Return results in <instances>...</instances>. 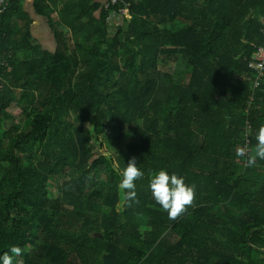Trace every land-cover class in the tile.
I'll use <instances>...</instances> for the list:
<instances>
[{
  "label": "trees",
  "instance_id": "trees-1",
  "mask_svg": "<svg viewBox=\"0 0 264 264\" xmlns=\"http://www.w3.org/2000/svg\"><path fill=\"white\" fill-rule=\"evenodd\" d=\"M125 1L130 20L112 27L104 0H33L54 49L35 43L19 0L0 12V254L20 247L14 264H264V160L248 167L236 155L264 0ZM253 95L251 152L264 82ZM106 135L119 155L106 154ZM133 158L145 173L138 203L119 188ZM161 168L195 185L175 220L148 191Z\"/></svg>",
  "mask_w": 264,
  "mask_h": 264
},
{
  "label": "clouds",
  "instance_id": "clouds-1",
  "mask_svg": "<svg viewBox=\"0 0 264 264\" xmlns=\"http://www.w3.org/2000/svg\"><path fill=\"white\" fill-rule=\"evenodd\" d=\"M256 145L252 152L245 153L238 150L236 155L244 157L247 155V166L253 167L257 160H264V125H260L255 133ZM122 179L119 188L124 190L127 201L138 203L136 192V181L144 178L145 173L136 164L135 158L130 160L122 170ZM148 191L157 205L165 211L170 220L177 219L186 212L195 198V185L185 183L184 177L177 173H170L161 168L149 174ZM22 254V249L12 246L8 252L0 254V264H14L15 257Z\"/></svg>",
  "mask_w": 264,
  "mask_h": 264
},
{
  "label": "built area",
  "instance_id": "built-area-1",
  "mask_svg": "<svg viewBox=\"0 0 264 264\" xmlns=\"http://www.w3.org/2000/svg\"><path fill=\"white\" fill-rule=\"evenodd\" d=\"M10 0H0V12L6 10ZM103 8L108 10L107 23L112 27H117L122 21H129L128 3L125 0H104ZM248 69L252 71L251 75L243 74V78L252 81V93L248 96L244 104V113L246 119L242 126L245 138L242 149L251 152L249 146V135L255 132L250 121V112L255 101L254 91L257 90L264 82V45L258 46L248 61ZM246 75V77H245Z\"/></svg>",
  "mask_w": 264,
  "mask_h": 264
},
{
  "label": "crops",
  "instance_id": "crops-1",
  "mask_svg": "<svg viewBox=\"0 0 264 264\" xmlns=\"http://www.w3.org/2000/svg\"><path fill=\"white\" fill-rule=\"evenodd\" d=\"M19 4H22L26 16L32 19L29 30L35 43L38 42L43 49H54L55 42L44 13L36 12L33 7V0H19ZM31 42L34 44V41L31 40Z\"/></svg>",
  "mask_w": 264,
  "mask_h": 264
},
{
  "label": "rangeland",
  "instance_id": "rangeland-1",
  "mask_svg": "<svg viewBox=\"0 0 264 264\" xmlns=\"http://www.w3.org/2000/svg\"><path fill=\"white\" fill-rule=\"evenodd\" d=\"M165 67V66H164ZM166 68L167 69H169L170 68V65L168 64L167 66H166ZM179 69V68H178ZM15 114V113H14ZM14 117H15V120L17 121V122H22L23 121V119H24V117L23 116H21L20 114H16V115H14ZM105 141H106V144H107V152H106V154L107 155H112V156H116V155H119L122 151H123V147H122V145L120 144V143H118L116 140H114V141H111V140H109V136L108 135H106V137H105ZM50 195L51 196H56V195H58V192H57V189H56V187H52L51 188V190H50ZM70 227H73L72 225H73V223H70L69 222V224H68ZM16 264H22V260H19V261H17L16 262Z\"/></svg>",
  "mask_w": 264,
  "mask_h": 264
},
{
  "label": "water",
  "instance_id": "water-1",
  "mask_svg": "<svg viewBox=\"0 0 264 264\" xmlns=\"http://www.w3.org/2000/svg\"><path fill=\"white\" fill-rule=\"evenodd\" d=\"M98 235L100 236L101 234H100V233H98Z\"/></svg>",
  "mask_w": 264,
  "mask_h": 264
}]
</instances>
